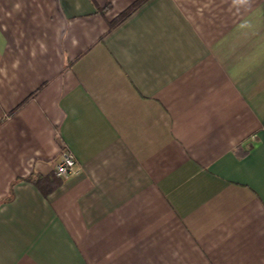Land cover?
<instances>
[{"label": "crops", "instance_id": "crops-1", "mask_svg": "<svg viewBox=\"0 0 264 264\" xmlns=\"http://www.w3.org/2000/svg\"><path fill=\"white\" fill-rule=\"evenodd\" d=\"M135 1L0 0V264H264V0Z\"/></svg>", "mask_w": 264, "mask_h": 264}, {"label": "built area", "instance_id": "built-area-1", "mask_svg": "<svg viewBox=\"0 0 264 264\" xmlns=\"http://www.w3.org/2000/svg\"><path fill=\"white\" fill-rule=\"evenodd\" d=\"M75 163L76 158L74 154L68 149H65L62 153L61 161L55 163V174L60 178L74 174L77 170Z\"/></svg>", "mask_w": 264, "mask_h": 264}, {"label": "trees", "instance_id": "trees-1", "mask_svg": "<svg viewBox=\"0 0 264 264\" xmlns=\"http://www.w3.org/2000/svg\"><path fill=\"white\" fill-rule=\"evenodd\" d=\"M145 0H136L133 4H131L127 9H125L123 12H121L115 19L110 23V27H114L121 21L125 19V17L129 16L133 11H135L141 3H143ZM57 177V176H55ZM61 179L60 177H58Z\"/></svg>", "mask_w": 264, "mask_h": 264}]
</instances>
